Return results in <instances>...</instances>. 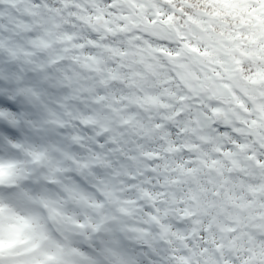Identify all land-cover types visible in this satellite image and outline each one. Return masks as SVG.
I'll return each instance as SVG.
<instances>
[{
  "label": "clouds",
  "instance_id": "1",
  "mask_svg": "<svg viewBox=\"0 0 264 264\" xmlns=\"http://www.w3.org/2000/svg\"><path fill=\"white\" fill-rule=\"evenodd\" d=\"M0 264H264V0H0Z\"/></svg>",
  "mask_w": 264,
  "mask_h": 264
}]
</instances>
